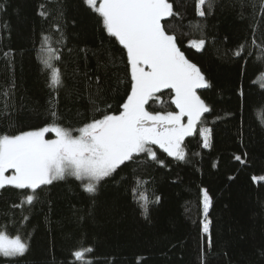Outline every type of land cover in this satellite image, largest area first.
<instances>
[{
  "label": "trees",
  "instance_id": "1",
  "mask_svg": "<svg viewBox=\"0 0 264 264\" xmlns=\"http://www.w3.org/2000/svg\"><path fill=\"white\" fill-rule=\"evenodd\" d=\"M169 2L178 15L162 24L209 84L197 95L211 111L185 137V159L152 146L157 160L135 155L95 193L72 176L35 193L0 189V231L28 244L0 264H264V181L253 179L264 176V0H209L203 17L196 0ZM45 37L60 55L56 89L42 62ZM200 39L202 48L190 46ZM130 91L127 50L85 0H0V134L52 125L76 134L118 115ZM173 97L162 89L146 110L176 112ZM205 126L208 148L199 134ZM29 194L35 199L24 203ZM82 248L92 251L77 261L72 253Z\"/></svg>",
  "mask_w": 264,
  "mask_h": 264
},
{
  "label": "snow or ice",
  "instance_id": "2",
  "mask_svg": "<svg viewBox=\"0 0 264 264\" xmlns=\"http://www.w3.org/2000/svg\"><path fill=\"white\" fill-rule=\"evenodd\" d=\"M102 19L103 27L127 50L131 66V91L119 114H105L81 127L79 135L57 125L18 134H0V189H31L51 185L56 180L73 176L82 182L84 191L95 193L102 180L110 177L121 165L135 155L144 153L157 160L152 146H158L168 156L185 159L183 142L193 136L202 117L211 111L197 95V89L209 87L201 70L190 62L177 43V37L165 30L162 20L178 15L169 0H85ZM209 0H196V14L205 16ZM41 12V15H44ZM191 46L202 48L205 41L192 40ZM43 64L51 72L50 87L61 84L60 69L53 61L60 55L45 37ZM239 55V52L236 53ZM7 55V54H6ZM162 89L174 91L172 103L176 112L153 114L146 110L148 101ZM5 97L8 93L3 94ZM5 103V107H7ZM52 117L57 113L51 112ZM186 118V122H185ZM54 133V139H46ZM203 147H210L211 129L200 127ZM240 160L239 156L235 157ZM162 163V161H161ZM12 170L11 175H6ZM264 180V176L253 177ZM135 191V190H134ZM203 193V210L207 215L211 198L207 189ZM34 194L26 195L24 203L31 204ZM140 199L147 197L141 194ZM158 199V198H157ZM145 214L147 213V206ZM209 223H203L204 233ZM28 244L21 235L9 236L0 231V256H22ZM91 248L72 253L77 261H84Z\"/></svg>",
  "mask_w": 264,
  "mask_h": 264
},
{
  "label": "rangeland",
  "instance_id": "3",
  "mask_svg": "<svg viewBox=\"0 0 264 264\" xmlns=\"http://www.w3.org/2000/svg\"><path fill=\"white\" fill-rule=\"evenodd\" d=\"M190 46H191V43H190ZM192 47V46H191ZM194 48V47H193ZM195 49H197V48H195ZM263 83H264V78H263ZM198 90V89H197ZM173 91V90H172ZM174 92V91H173ZM154 114V113H153ZM161 114V113H160ZM185 122H186V118H185ZM74 136L75 135H79V131L76 133V134H73ZM53 139L55 138V134L53 133ZM46 137V136H45ZM158 147V146H157ZM174 158V157H173ZM11 173H12V170H9L7 173H5L6 175H11ZM73 177V176H72ZM75 178V177H74ZM264 181V180H263ZM203 212H204V210H203Z\"/></svg>",
  "mask_w": 264,
  "mask_h": 264
}]
</instances>
